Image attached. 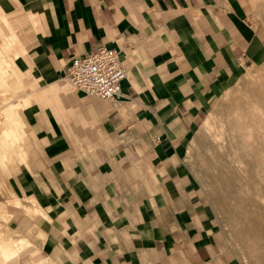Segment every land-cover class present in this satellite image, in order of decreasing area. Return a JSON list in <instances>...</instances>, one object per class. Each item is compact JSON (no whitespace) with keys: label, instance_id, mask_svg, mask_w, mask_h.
I'll return each instance as SVG.
<instances>
[{"label":"crops","instance_id":"obj_1","mask_svg":"<svg viewBox=\"0 0 264 264\" xmlns=\"http://www.w3.org/2000/svg\"><path fill=\"white\" fill-rule=\"evenodd\" d=\"M258 7L0 0L26 89L21 150L2 181L0 264H235L187 156L200 121L257 56ZM98 46L127 70L113 101L65 78L73 57Z\"/></svg>","mask_w":264,"mask_h":264},{"label":"rangeland","instance_id":"obj_2","mask_svg":"<svg viewBox=\"0 0 264 264\" xmlns=\"http://www.w3.org/2000/svg\"><path fill=\"white\" fill-rule=\"evenodd\" d=\"M255 10L262 37L257 56L225 86L200 121L187 156L202 195L219 221L224 252L235 264H264V0ZM4 28L11 31L0 14V209H5L2 181L21 150L23 133L17 110L24 105L26 92L24 81L14 70L13 52L18 47L15 32L7 33ZM213 141L222 154L223 181L235 204V217L224 210L220 193L207 180L205 165ZM1 251L6 254L9 248Z\"/></svg>","mask_w":264,"mask_h":264},{"label":"built area","instance_id":"obj_3","mask_svg":"<svg viewBox=\"0 0 264 264\" xmlns=\"http://www.w3.org/2000/svg\"><path fill=\"white\" fill-rule=\"evenodd\" d=\"M126 76L116 49L105 46L73 57L65 69V78L73 89L109 101L119 95Z\"/></svg>","mask_w":264,"mask_h":264},{"label":"bare ground","instance_id":"obj_4","mask_svg":"<svg viewBox=\"0 0 264 264\" xmlns=\"http://www.w3.org/2000/svg\"><path fill=\"white\" fill-rule=\"evenodd\" d=\"M19 78V77H18ZM3 87V86H2ZM7 89V88H6ZM8 91V90H7ZM2 92V91H1ZM0 92V93H1ZM5 93V91H4ZM8 94V93H7ZM250 94V93H249ZM2 95V93H1ZM0 95V96H1ZM17 95V94H16ZM251 97V96H250ZM3 98V97H2ZM252 98V97H251ZM258 99V98H257ZM253 102V100H252ZM258 102V101H257ZM255 103V101H254ZM253 103V105H254ZM13 107H15L14 105H12ZM13 109V108H12ZM16 109V108H15ZM233 110V109H232ZM252 110V109H251ZM14 112V111H13ZM249 112V111H248ZM262 114V113H261ZM16 115V114H15ZM237 115V114H236ZM264 116V115H263ZM243 117V116H242ZM249 117V115H248ZM239 118H241L239 116ZM244 118V117H243ZM245 118H247L245 116ZM253 118V117H251ZM241 120V119H240ZM245 120V119H244ZM247 120V119H246ZM250 120V119H249ZM16 122V120H14ZM237 121V120H236ZM243 121V119H242ZM8 121H6L7 123ZM253 122V121H252ZM222 123V122H221ZM245 125H250V124H246V122H244ZM255 123V122H254ZM17 124V123H16ZM7 126H10L9 124ZM215 126V125H214ZM11 127V126H10ZM221 127V126H219ZM224 127V126H223ZM251 127V126H250ZM220 129V128H219ZM223 129V128H221ZM218 131V130H216ZM221 131V130H220ZM14 132V131H13ZM11 132V133H13ZM215 133V132H214ZM11 136V135H10ZM221 136V135H219ZM223 138V136H222ZM247 138V137H246ZM220 141V140H219ZM224 143V142H223ZM259 150V148H258ZM208 151H209V159L205 165V173L207 176V180L210 182L211 187L214 191L219 192L220 193V202L221 205L223 206L224 210L228 213H231L234 217H235V204L231 202L229 196H228V190L226 188V182L223 181V168H222V154L218 149V143L216 141H213L211 144H209L208 147ZM232 173V172H231ZM227 190V191H226ZM18 200V199H17ZM15 239V238H14ZM12 240V239H11ZM19 240V239H18ZM20 241L21 238H20ZM5 242V241H4ZM16 242V241H15ZM13 242V243H15ZM26 242V241H25ZM6 243H9L6 241ZM263 245V244H262ZM1 249H8L7 245L5 246H1Z\"/></svg>","mask_w":264,"mask_h":264}]
</instances>
